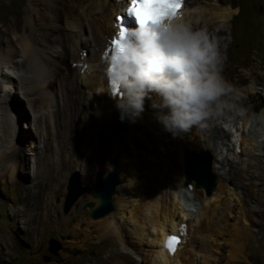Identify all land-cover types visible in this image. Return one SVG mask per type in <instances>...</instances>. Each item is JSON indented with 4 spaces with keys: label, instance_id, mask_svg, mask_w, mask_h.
<instances>
[{
    "label": "bare ground",
    "instance_id": "1",
    "mask_svg": "<svg viewBox=\"0 0 264 264\" xmlns=\"http://www.w3.org/2000/svg\"><path fill=\"white\" fill-rule=\"evenodd\" d=\"M36 1L29 3L31 16L23 18L13 16L10 24L0 26V51L2 53L0 58V89L1 93L5 94L3 99L0 95V141L8 144L7 149L10 148L11 150L10 155L21 153L19 149L14 147L13 143L16 139L21 143L25 142L26 138L21 132L16 134L10 113L13 111L15 114H23L25 111L24 100L32 95L34 98L31 100V110L40 113L44 111L47 104H51L55 116L54 122L57 126L61 125L58 118H60L63 110L68 123H73L76 118L83 125L88 118H91L93 122L96 120L98 122L96 135L100 141L98 152L100 153L104 148L113 145L112 162L119 167L121 179L124 175L123 168L126 169V182L124 185L117 186L118 192L114 196L117 210L112 214L110 213L109 216H104L95 221L87 220L84 222V228L76 225L72 231H50L51 224L45 228V231H32L35 238L30 252L34 256L28 257V259L34 260V264H41L40 257L46 250L45 244L48 237L63 232L74 239L82 237L81 243L67 241L70 247L83 248V244L86 242L109 238L111 245L108 259H103L98 264H137L131 255V253L138 254L133 243L126 241L122 232L119 231L118 224H116V219H124L126 211H129L130 220L139 221V231L134 232L140 242L142 244L146 242L147 245L156 247L151 255L149 253L145 257V260L150 264H196L191 241L193 228L199 235L198 237L202 238L200 251L217 250L218 244L221 243L217 242L216 237L224 236L225 231L229 229L232 235L226 241L229 247L228 258L245 257L246 242L252 237L249 226L256 223L259 213L264 215V196L257 193L260 191L259 187L264 186V146H256L258 142H264V109L260 115L255 116L256 106L245 113L241 106L251 96L256 95L255 80L248 89L232 92L230 96L233 102H229V99L225 97L229 106L224 109L223 115L209 121L208 127L204 129L193 127L189 132L176 137L165 131L157 121L156 116L161 109L154 108L153 104H159L160 98L156 93L150 92L145 97L143 112L138 117L127 115V131L116 136L113 126L119 122L121 115L117 103L123 98L124 90L118 88L114 94L113 89L109 88L106 70L113 50L111 40L118 38V26L125 24L128 29V24L131 21V16L126 10L131 6L132 0ZM234 3L235 0H185V5H182V10L177 15H182L185 19L191 20L194 27H207L210 33L217 37H223L221 50L224 51L225 35L230 32L232 22L238 15ZM117 16L124 17L123 21H116ZM62 21L65 22L64 26L58 25ZM84 21L89 24L95 46L98 47L100 44L99 47L102 50L96 62H89V59L87 60L85 57L84 50L79 46L80 41L76 34L84 25ZM1 27L5 30L3 31ZM20 52L22 53V60H18ZM69 56L73 62H71L73 64L71 70L67 69L64 64L65 59ZM16 80L20 81L17 84L20 88L19 91L14 89L18 82ZM82 83L88 86L90 91L95 92L91 98L86 99V92L80 88ZM21 84H23L22 88ZM28 84L30 85L29 88ZM53 84L60 87L61 100L58 93L54 91L45 92V88H51ZM14 94H19L22 98L18 99L17 104H14L18 106L15 110L9 106L14 102ZM11 99L12 104H10ZM84 105L87 106L86 110ZM90 111L93 112L91 115ZM92 121L88 120L87 124L91 125ZM37 122L39 128L46 127V124L44 125L39 120ZM248 124L250 136L247 135L246 137L241 131ZM231 131H235L236 135L233 143H227L225 141H230V138L234 136L230 133ZM87 132L90 136L93 135V131L90 129H87ZM133 140H140L143 145L136 146L133 144ZM33 146L37 148L38 144L34 143ZM144 146L147 148L157 146L162 150V164L159 163L161 166L154 164L158 169H155L154 173L158 174L159 170H163L165 174L174 176L173 188L170 190L165 203L156 200L143 202L141 205L133 204L131 208H128V204H124V189L132 193L133 201L137 203L138 197L143 196L146 183L142 179L139 184L134 185L132 178L140 174L139 171L141 177L144 178L147 170L151 168L152 156ZM7 149L1 148L4 154ZM203 149H208L212 153V171L217 176L216 186L208 196L202 189H198V191L193 188L190 191L184 185V156L186 151H201ZM226 150H232L237 159L242 156H254V163L252 162L250 167L251 173L253 169L255 170L254 173L249 174V178H246L245 174L241 176L242 183L249 187L243 196L234 197L237 201L239 215L235 217L236 220L233 224H230L227 213L230 208L228 199L235 195L228 182H234L235 187H238L235 180L240 178L237 177L238 173L236 172H234V178L231 177L233 174H230L229 170L234 168L233 165H236V162L228 154H225ZM245 160L247 159H242V163ZM19 168L20 164L17 160L11 161L8 168L11 177H17ZM243 172L245 173V171ZM225 195L226 197H224ZM223 197L224 202L218 204ZM197 202L201 206V213L197 216L195 224H190L189 230H187L188 227L186 228L185 224L190 217L194 216L193 209ZM75 213L76 210L72 214ZM218 214L221 217H218ZM59 222L65 227L69 226L66 217H61ZM182 226L183 231H181ZM170 235L176 236L180 240L174 252L169 251L165 246ZM0 255L4 257L2 250H0ZM114 259L119 262L113 263ZM202 264L210 263L206 259Z\"/></svg>",
    "mask_w": 264,
    "mask_h": 264
},
{
    "label": "rangeland",
    "instance_id": "2",
    "mask_svg": "<svg viewBox=\"0 0 264 264\" xmlns=\"http://www.w3.org/2000/svg\"><path fill=\"white\" fill-rule=\"evenodd\" d=\"M31 2L37 1L0 0V26L2 24H10L11 17L13 16H20L22 18L31 16L32 12L29 6ZM234 7L238 10V15L235 16L232 22L230 32L225 35L227 48L224 49V51H226L227 61L225 62L222 75L225 80L233 86L232 92L248 89L255 80L256 95L251 96L250 99L241 106L244 108H242L244 113L256 106L257 110L254 113L256 116L260 115L264 109V0H235ZM120 17L122 16H117L116 21L119 22ZM64 23L65 22L62 21L59 22L58 25L64 26ZM2 30L4 31L5 29L2 28ZM78 31L76 35L80 41L79 46L84 50V54H86L85 57L87 60L89 59V62H96L102 50L99 47L100 44H98V47L95 46L96 44L91 36L88 22L84 21V25ZM1 57L2 53L0 51V58ZM22 59V53L20 52L18 60ZM71 62L72 59L70 56L67 57L64 62L66 65L65 67L69 70L73 68V62ZM16 82V87L14 89L19 91L20 88L17 84H19L20 81L16 80ZM22 85L23 84L20 85L21 88L23 87ZM27 86L28 88L30 87L29 84ZM52 86L51 88L46 87L45 92L51 93L54 91L58 93V97L61 100L62 93L59 89L60 87L55 84ZM80 88L84 89L86 92V99L91 98V95L95 93L90 91L88 86L83 83L80 85ZM231 93L226 96L229 102H233L230 96ZM43 95H45V93H43ZM19 98L22 99L19 94H14V102L11 99L10 104H12V102L13 104L9 106H12L13 110L18 107L14 104L19 102ZM33 98L34 97L30 95L27 100H24L25 111L23 114H15L13 111L10 113V118L16 134L21 132L24 134V138H26V141L22 143L17 139L14 140V147L19 149L21 153L10 155L11 150L10 148L7 149L8 144L4 141H0V250L4 252V257L0 255V264H34V260L28 259V257L34 256L30 252L34 245L33 239L35 238L34 235H32V231H45V228L50 224L52 225L50 231H72L76 225L80 228H84V222L92 220L87 216L90 211L87 205L89 203L97 204L98 201L92 195L86 193L78 199L70 211L65 212L69 178L75 171H78L81 174L82 186L93 187L98 181H101L106 173L116 164L112 162V144L111 147L109 146L104 148L102 152H98L100 141L96 135V130L98 129V122L96 120L93 122L91 118H88V120L92 121L91 125H89V123L87 124V119L85 122L83 121L85 123L83 125L78 118L74 119L73 123H68L63 110L60 118H58L61 125L57 126L56 122H54L55 116L51 104H47L43 112L36 113L31 110L30 104ZM84 109H87L86 105H84ZM92 113L93 112L90 111V115ZM38 120L44 125L46 124V127L39 128L37 126ZM248 126L249 124L241 131L243 132V136H250V126ZM87 129L93 131L94 136H90L88 132L86 133ZM245 131H247L248 134ZM230 133L234 136L230 138V141L226 140L225 142L227 143H233L236 135L235 131H231ZM32 143H37L38 147L36 148ZM135 143L136 146L143 145L140 140H133L134 145ZM262 145L264 146V142L260 141L256 146L263 147ZM1 148L3 150L4 148L7 149L5 154L2 152ZM144 148L148 150L153 161L151 160V168L147 170L144 178L141 177L140 171V174L137 175L138 177L132 178L134 185L139 184V181L142 179L143 182L146 183L143 196L138 197L137 203L133 201L131 196L132 193L124 189V204H128V208H131L133 204L141 205L143 202H153L156 200L165 203L170 194V190L173 188L174 176L165 174L163 170H159L158 174L154 173L156 171L155 169H157L155 166L159 163L162 164V150L157 146H153V148L144 146ZM248 153L247 151V154ZM225 154H228V156L236 162V165H233L234 168L229 170L230 174H233L231 177L234 178V172H236L238 173L237 177L240 178L235 180L238 187H235L234 182H228V185L233 188L235 195L233 197L231 196V199H228L230 202V214L229 212L227 213L230 224H233L236 220L235 217L239 215L236 204L237 201L234 197L243 196L249 187L242 183L243 180L241 176L245 174L246 178H249V174L254 173V169L252 173L250 170L252 162L254 163V156H242L237 159L232 150H226ZM158 158L160 159L157 160ZM241 158L243 160L247 159L245 160L246 163L245 161L242 163ZM15 160L20 164V168L17 177H11V172L8 168L11 161L15 162ZM115 167L119 168L117 166ZM123 169L124 175L119 186L122 184L124 185L126 182V169ZM243 171H245V173ZM162 173L163 175H161ZM117 188L114 196L118 192ZM259 188L260 191H257V193L264 196V186ZM114 196L112 197L114 205L112 213L117 210ZM224 197H226V195ZM224 197L218 204L224 202ZM199 206L197 202L193 209V218L190 217L191 219L189 218L187 220L188 222L185 224L186 228L188 227L187 230H189L190 224H195L197 216L200 215L201 206ZM74 210H76V213L72 214ZM128 212L129 211H126L124 219H116V224H118L119 231L122 232L126 241L133 243L138 254L131 253V255H133L137 264H150L145 260V257L149 253L151 255L156 247L149 246L146 242L144 244L140 242L134 232L139 231V221L130 220ZM61 217H66L68 219V227L60 224L59 221ZM218 217H221L220 214H218ZM249 227L252 231V237L246 242V256L238 259H229L227 256L229 247L226 241L230 239L232 235L229 229L225 231L224 236L216 237L218 240L217 242L221 244H218L217 250L213 249V255V250L209 252L200 251L202 238L198 237L199 235L196 234L193 228V232L191 231V241L195 252L196 264H202L206 259L210 264H264V215L259 213L256 223L251 224ZM70 240L81 243L82 237L74 239L63 232L49 236L45 244L46 250L40 257V263L98 264L101 260L108 259L109 247L111 245V240L109 238H104L103 240L95 239L91 242L82 243L83 248L75 246L70 247L67 242ZM53 241L56 242L55 245L52 244ZM52 248L56 251H52ZM199 256L202 259L198 258ZM112 262L117 263L119 261L114 259Z\"/></svg>",
    "mask_w": 264,
    "mask_h": 264
},
{
    "label": "clouds",
    "instance_id": "3",
    "mask_svg": "<svg viewBox=\"0 0 264 264\" xmlns=\"http://www.w3.org/2000/svg\"><path fill=\"white\" fill-rule=\"evenodd\" d=\"M130 20L137 26L132 16ZM124 31L122 46L114 49L106 70L109 88L114 83L124 90L117 103L121 120L138 117L150 92L160 98L153 104L161 109L157 121L173 137L193 127L204 129L223 115L229 106L225 97L233 91L222 75L227 61L223 37L194 27L182 15Z\"/></svg>",
    "mask_w": 264,
    "mask_h": 264
},
{
    "label": "water",
    "instance_id": "4",
    "mask_svg": "<svg viewBox=\"0 0 264 264\" xmlns=\"http://www.w3.org/2000/svg\"><path fill=\"white\" fill-rule=\"evenodd\" d=\"M113 129L116 136L126 132L128 129L127 115L124 120L120 119L113 126ZM212 161L213 155L208 149L186 151L184 156V185L188 190L202 189L207 196L210 195L217 183V176L212 171ZM120 184L121 171L116 167L107 172L104 178L93 187L82 186L81 174L75 171L68 181L65 212L70 211L78 199L87 193L98 201L97 204L89 203L87 205V208L90 209L87 216L92 220H97L109 215L114 210L112 197ZM52 244L55 245L56 242L53 241ZM52 251L56 250L52 248Z\"/></svg>",
    "mask_w": 264,
    "mask_h": 264
},
{
    "label": "snow or ice",
    "instance_id": "5",
    "mask_svg": "<svg viewBox=\"0 0 264 264\" xmlns=\"http://www.w3.org/2000/svg\"><path fill=\"white\" fill-rule=\"evenodd\" d=\"M183 0H132L131 6L127 8V13L134 16L137 22L144 26L149 21L162 22L165 19H172L177 15V10L181 7ZM122 19V18H121ZM116 39L111 40V45L114 49H119L122 46V40L125 35V29L120 24ZM107 57V54H106ZM112 88L114 94L118 91V86L113 83ZM183 231V226L181 228ZM178 238L169 236L166 241V247L169 251H175V244Z\"/></svg>",
    "mask_w": 264,
    "mask_h": 264
},
{
    "label": "flooded vegetation",
    "instance_id": "6",
    "mask_svg": "<svg viewBox=\"0 0 264 264\" xmlns=\"http://www.w3.org/2000/svg\"><path fill=\"white\" fill-rule=\"evenodd\" d=\"M137 28L136 24H134V22L130 21L128 24V29H135Z\"/></svg>",
    "mask_w": 264,
    "mask_h": 264
}]
</instances>
